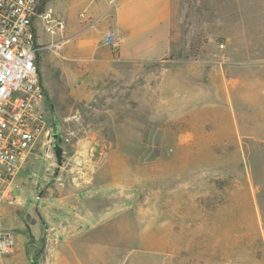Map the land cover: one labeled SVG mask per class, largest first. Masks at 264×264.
I'll list each match as a JSON object with an SVG mask.
<instances>
[{
	"label": "rangeland",
	"instance_id": "374dc122",
	"mask_svg": "<svg viewBox=\"0 0 264 264\" xmlns=\"http://www.w3.org/2000/svg\"><path fill=\"white\" fill-rule=\"evenodd\" d=\"M66 3L49 0L67 14ZM177 10L171 57L192 61L187 101L170 105L161 64L124 66V77L76 63L46 72L63 164L39 145L42 159L11 191L22 204L5 216L1 206L0 230L16 235L6 264H45L41 238L29 237L45 233L33 216L48 201L35 189L74 177L99 194L98 264H264V0H177ZM59 39L42 30L38 45ZM59 254L51 264H88Z\"/></svg>",
	"mask_w": 264,
	"mask_h": 264
},
{
	"label": "crops",
	"instance_id": "0c3cea01",
	"mask_svg": "<svg viewBox=\"0 0 264 264\" xmlns=\"http://www.w3.org/2000/svg\"><path fill=\"white\" fill-rule=\"evenodd\" d=\"M65 1L66 5H69L66 7L67 14L65 10L55 11L49 5V0L44 1L46 8L52 9L56 16L64 21L63 31L49 35L44 30L42 18H36L33 23L39 48L37 61L40 79L47 92L46 106L50 102V109L53 110L52 95L43 84L46 72L50 77L54 72L60 76L67 75V70L74 63L82 65L85 69H97L100 76H111L113 71L120 77H124V66L131 70L141 69L145 65L161 64L158 76L169 77L168 92L172 94L169 97L170 105H176L177 100L187 101V96L193 92L192 61L182 62L171 57L177 51V0ZM75 6L81 10L74 21L72 16ZM81 14L83 18L79 17ZM41 29L51 38L59 34L61 39L52 43L43 42L44 45L39 46ZM108 30H113L122 38L116 51L101 42L102 35ZM42 157L36 148L26 158L14 179L11 191L25 183L36 161ZM56 178L58 179V176ZM94 188V182H83L78 177H74L72 183L68 182L67 185L58 182L54 188L48 189L45 195H39V187H36V199L43 198L48 201L41 213H33L37 222L44 226L45 233L38 237L37 233L32 231L29 237L36 242L31 244L32 247H35L41 238L46 253L45 264L56 261L54 254L59 251L61 262H69L72 256L80 252L84 253V261L88 264L100 262L99 234L95 233V223L99 222L100 213L92 202L99 194ZM13 202L22 204L17 198ZM7 207L10 206L4 204L2 207L4 216L11 211Z\"/></svg>",
	"mask_w": 264,
	"mask_h": 264
},
{
	"label": "built area",
	"instance_id": "2783aa9c",
	"mask_svg": "<svg viewBox=\"0 0 264 264\" xmlns=\"http://www.w3.org/2000/svg\"><path fill=\"white\" fill-rule=\"evenodd\" d=\"M44 1L0 0V208L14 201L10 188L26 158L39 145L53 153L54 129L46 115L47 92L40 79L33 23L42 18L49 35L63 31L65 24ZM101 42L116 51L122 38L108 30ZM15 247L14 234L0 230V264H6Z\"/></svg>",
	"mask_w": 264,
	"mask_h": 264
},
{
	"label": "water",
	"instance_id": "95a60500",
	"mask_svg": "<svg viewBox=\"0 0 264 264\" xmlns=\"http://www.w3.org/2000/svg\"><path fill=\"white\" fill-rule=\"evenodd\" d=\"M50 137L52 138L51 148L57 162L56 169L58 171L59 167L63 164V146L61 144L62 136L57 131L53 130Z\"/></svg>",
	"mask_w": 264,
	"mask_h": 264
},
{
	"label": "trees",
	"instance_id": "16d2710c",
	"mask_svg": "<svg viewBox=\"0 0 264 264\" xmlns=\"http://www.w3.org/2000/svg\"><path fill=\"white\" fill-rule=\"evenodd\" d=\"M38 67H39V65H38Z\"/></svg>",
	"mask_w": 264,
	"mask_h": 264
}]
</instances>
